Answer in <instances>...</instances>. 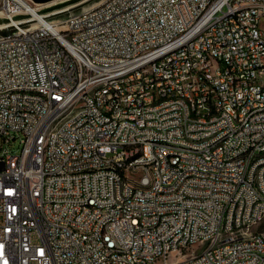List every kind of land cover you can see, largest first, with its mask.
<instances>
[{"label":"built area","instance_id":"1","mask_svg":"<svg viewBox=\"0 0 264 264\" xmlns=\"http://www.w3.org/2000/svg\"><path fill=\"white\" fill-rule=\"evenodd\" d=\"M71 1L44 11L32 0H0V29H14L0 36V264H145L157 256L186 264V255L196 264H264L254 255L264 234L243 240L250 220L258 226L264 215V158L253 157L264 146V7L103 0L54 21L85 0L55 7ZM132 55L139 65H129ZM8 84L46 88V96L7 92ZM57 111H67L62 123H54ZM41 123L51 125L50 138H40ZM206 131L219 138L183 141L186 150L154 144ZM16 138L19 151L10 147ZM134 142H144V153L125 160ZM118 174H126L124 198L115 195ZM149 178L156 187L138 189ZM117 200L127 204L122 220ZM208 241H217L213 252Z\"/></svg>","mask_w":264,"mask_h":264},{"label":"bare ground","instance_id":"2","mask_svg":"<svg viewBox=\"0 0 264 264\" xmlns=\"http://www.w3.org/2000/svg\"><path fill=\"white\" fill-rule=\"evenodd\" d=\"M101 2V0L92 1L88 6H92ZM48 6V5H47ZM37 7V6H36ZM35 5L31 9L35 17L39 18L41 15L36 11ZM256 7H264V0H250L247 3V11H255ZM51 13H46L49 15ZM1 15V12H0ZM260 16H264V9H260ZM4 25L0 24V28H4ZM140 55H132L129 58V65H139ZM123 75H132V67H124ZM7 92H20L25 93V96H46V88L28 87L27 84H8ZM172 99H179V92H172ZM67 118V111L53 112L54 123H62L63 119ZM51 125L49 123H41L40 126V138H50ZM219 138V131H206L204 136L200 133H182V139H175L172 142V138L166 136L154 137V144L172 145V149L186 150V143H198L208 144V139ZM144 153V142H134V148H130L125 153V160H134L138 156ZM253 157L264 158V146L257 147L253 150ZM125 182L126 174H118L114 184V191L117 198L125 197ZM149 187H156V178H149V182L138 181V189H149ZM129 189H137V182H129ZM253 189H260V181H253ZM233 209H240V202H233ZM127 211V204L125 200L116 201L115 220H122L123 213ZM262 221H264V215H262ZM257 224V220H250L249 225L246 227V231L243 233L244 241H252L257 235V229L253 226ZM217 229L219 233H228V224L224 221H217ZM258 234H264V231L258 230ZM107 237H114V230H107ZM200 242H192V248L197 246ZM217 248V241L206 242V252H213ZM200 252V250L198 251ZM254 255L257 257H264V248H254ZM186 264H196L197 256L190 255L185 258ZM145 264H165L164 256H157L154 259H145Z\"/></svg>","mask_w":264,"mask_h":264},{"label":"water","instance_id":"3","mask_svg":"<svg viewBox=\"0 0 264 264\" xmlns=\"http://www.w3.org/2000/svg\"><path fill=\"white\" fill-rule=\"evenodd\" d=\"M32 1L34 3L43 4V3L51 2L53 0H32ZM77 1H79V0H73L71 2H67V3H63V4H58L55 7H57V8H59V7H65L67 5H70L72 3H75ZM92 1H95V0H85L84 2H81L80 4H77V5L73 6L72 8H69L68 10H65V11H63V12L55 15L53 17V19H54V21L59 22V21L64 20L65 18H67L70 15L73 16V15L79 14V13H81V12H83V11L91 8V7H93L94 5H96V4H94L92 6L86 7L90 3H92ZM101 1H103V0H101ZM3 21L5 22L6 20L3 19ZM3 30L4 29H0V36H4V35H7V34H10L11 32H13L14 29L12 27H9V28H6L5 29L6 30L5 32Z\"/></svg>","mask_w":264,"mask_h":264},{"label":"rangeland","instance_id":"4","mask_svg":"<svg viewBox=\"0 0 264 264\" xmlns=\"http://www.w3.org/2000/svg\"><path fill=\"white\" fill-rule=\"evenodd\" d=\"M39 7H41V9L44 11L50 10L51 8H54V7H48L45 3L39 5ZM0 20H1L0 24L4 23L1 15H0ZM3 31L5 32L6 30L4 29ZM10 147L13 151H19L20 147H21L20 138H16L15 140H13ZM253 228L264 231V221H262L260 224H258V226H257V224L254 225ZM199 250H200V244H197V246H194L192 248V252H198ZM188 256H190V255H186L185 258H187Z\"/></svg>","mask_w":264,"mask_h":264}]
</instances>
